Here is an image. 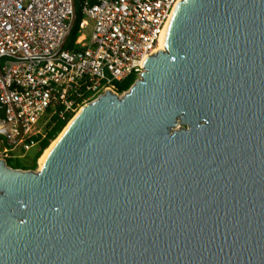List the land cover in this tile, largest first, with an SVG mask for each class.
I'll use <instances>...</instances> for the list:
<instances>
[{
    "label": "water",
    "instance_id": "obj_1",
    "mask_svg": "<svg viewBox=\"0 0 264 264\" xmlns=\"http://www.w3.org/2000/svg\"><path fill=\"white\" fill-rule=\"evenodd\" d=\"M163 47L37 170L0 158V264H264V0H182Z\"/></svg>",
    "mask_w": 264,
    "mask_h": 264
},
{
    "label": "built area",
    "instance_id": "obj_2",
    "mask_svg": "<svg viewBox=\"0 0 264 264\" xmlns=\"http://www.w3.org/2000/svg\"><path fill=\"white\" fill-rule=\"evenodd\" d=\"M180 1L83 2L75 40L80 51L60 49L72 0H0V130L8 127L16 139L22 129L11 149L0 150V158L6 161L19 145L24 150L36 145L33 137L41 132L36 125L49 108L50 116L73 118L106 90L117 93L115 82L131 74L139 78ZM89 25L87 41L82 30Z\"/></svg>",
    "mask_w": 264,
    "mask_h": 264
},
{
    "label": "trees",
    "instance_id": "obj_3",
    "mask_svg": "<svg viewBox=\"0 0 264 264\" xmlns=\"http://www.w3.org/2000/svg\"><path fill=\"white\" fill-rule=\"evenodd\" d=\"M88 1V3H92L95 0H75V9H76V22L71 30V33L69 37L67 38L66 43L64 44L63 49L64 50H76L79 49L80 51L83 49L80 45L75 44V40L80 35V23L84 19V16L82 14V5L83 2ZM136 76L134 74L129 75L128 77H125L124 80L115 82L116 85V92L118 94L127 91L131 85L135 82ZM52 109L49 108L44 115L43 119L45 120V126L44 129L36 134L33 138L36 141L37 150H35V153L33 155V158L31 160L30 164H21L18 162H14L12 158L6 159V164L15 169H23V170H34L37 165L36 161L43 153V150H45L50 143L60 134V132L64 129V126L67 125V123L71 120L72 115H68L65 119H60L57 115L50 116ZM1 108H0V115H1ZM0 143L3 144L7 149H9L10 146L7 145L6 140L3 136H0ZM11 148V147H10Z\"/></svg>",
    "mask_w": 264,
    "mask_h": 264
},
{
    "label": "rangeland",
    "instance_id": "obj_4",
    "mask_svg": "<svg viewBox=\"0 0 264 264\" xmlns=\"http://www.w3.org/2000/svg\"><path fill=\"white\" fill-rule=\"evenodd\" d=\"M89 27H90V25L87 26V27H85V29L82 30L83 34H85V36H86V38H87V41H88L89 38H90V31H91V28H89ZM121 94H123V92L120 93L119 95H121ZM91 100H93V99H91ZM91 100H89L88 102H90ZM36 126H37L38 129H40V130L42 131V130L44 129V126H45V120L42 118V119L39 121L38 125H36ZM56 138H57V137H56ZM56 138H55V139H56ZM50 144H51V143H50ZM10 147L12 148V146H10ZM10 147H9V149H11ZM4 148H6V147L3 146L2 143H0V150H1V149H4ZM37 149H38V148H37V145L31 147L29 150H24V149L22 148V145H19V146H17L15 149H13L12 151H9V155H10V158H12L14 162H18V163H21V164H30V163H31V160H32V158H33V155H34V153H35V150H37ZM41 155H42V154H41ZM39 158H40V157H39ZM39 158H38L37 161H36V165H37V167L34 169V171L37 170V168H38V165H39V163H38Z\"/></svg>",
    "mask_w": 264,
    "mask_h": 264
},
{
    "label": "bare ground",
    "instance_id": "obj_5",
    "mask_svg": "<svg viewBox=\"0 0 264 264\" xmlns=\"http://www.w3.org/2000/svg\"><path fill=\"white\" fill-rule=\"evenodd\" d=\"M179 5V3L176 5V7H175V10H176V8H177V6ZM80 38H82V37H80ZM164 47H163V37H162V39H161V41H160V45H159V47H158V50H161V49H163ZM85 107H86V104L85 105H83L78 111H77V113L73 116V118H71V120L68 122V124L66 125V126H64V129H63V131L67 128V126H69L70 125V123L85 109ZM60 134H61V132H60ZM59 134V135H60ZM59 135L57 136V138L56 139H54L52 142H51V144L45 149V150H43V153H42V155L40 156V158H39V161H38V163H39V165H41L42 164V162L44 161V159H45V157H46V155H47V153L49 152V150L51 149V147L52 146H54V143L56 142V140L58 139V137H59Z\"/></svg>",
    "mask_w": 264,
    "mask_h": 264
}]
</instances>
